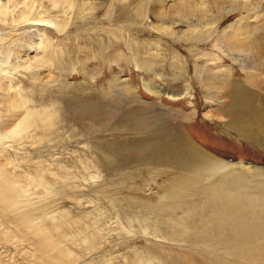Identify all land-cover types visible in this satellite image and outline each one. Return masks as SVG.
<instances>
[{
    "label": "rangeland",
    "instance_id": "1",
    "mask_svg": "<svg viewBox=\"0 0 264 264\" xmlns=\"http://www.w3.org/2000/svg\"><path fill=\"white\" fill-rule=\"evenodd\" d=\"M129 1L0 0V264H264V0Z\"/></svg>",
    "mask_w": 264,
    "mask_h": 264
},
{
    "label": "bare ground",
    "instance_id": "2",
    "mask_svg": "<svg viewBox=\"0 0 264 264\" xmlns=\"http://www.w3.org/2000/svg\"><path fill=\"white\" fill-rule=\"evenodd\" d=\"M163 1L164 2H167L168 0H163ZM214 1H215V5L212 7L214 10H219L222 7H227L229 10H239V9H242V8L243 9L245 8V10H246V8L249 7V6H251V3H252V0H214ZM129 2H131V0ZM169 2L170 3H169L168 9L166 11L158 10V12L156 13L157 16H160L161 15V16H164L165 17V16H168V14L170 12L172 14H176V13L181 12V14H176V17H178L179 19L187 20V21H206L207 19L210 18V15L209 14L206 15L205 13H203V11H202L203 8L201 6H199L198 4L194 3L193 0H169ZM161 8L164 10L163 6H161ZM255 13L257 15V12H255ZM253 15H255V14L253 13ZM254 18H256V16ZM35 24L37 25V29L36 30H38V31H36L37 34H36L35 38L34 37L31 38L30 44L28 43L29 45H27V46H30V47L27 48V50L28 49L30 50V48L31 49L32 48H34V49H38L39 48L40 42L42 40V35L44 34V30H45L46 26H52V27H54L57 30L60 29L59 28V25L57 23H55V22H49V21L48 22H45L44 21V22H36ZM248 31H250V30H246V29L245 30L233 29V31H232L233 34H231L232 36H230V37H227L226 36L227 42H228V45H229V49L231 48V49H233L235 51H238L240 53H242V51L247 50L248 52H250L251 54H253L254 57H258V56H260L261 51H260V49H257L255 43L254 42H251V39L246 38L248 40L247 41H244V39L241 38V35L244 32L246 34H248ZM25 50H26V48H25ZM18 58L16 60V63H19V62L22 63L23 61H25L26 58H28L30 60L32 59V57L29 55V53L26 54L23 58H22V56H20L19 59ZM254 59H256L257 61L259 60L258 62H261V64L264 66V59L261 60V57H260V59L259 58H254ZM262 68H264V67H262ZM260 71H261V69H260ZM207 78L210 79V81L212 80L211 73L208 70H207ZM211 84H213V83H211ZM6 89H8V88H6ZM6 89H5V91H6ZM215 90H216V88H215ZM7 93H9V92H7ZM10 97H13V96L10 95ZM11 100L13 102H16L17 101L16 98H12ZM238 160H240V159H238ZM238 160H232V161H229V162L237 163ZM245 164H249V165H252V166L257 165V164L252 163V162H245Z\"/></svg>",
    "mask_w": 264,
    "mask_h": 264
}]
</instances>
